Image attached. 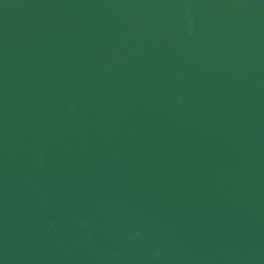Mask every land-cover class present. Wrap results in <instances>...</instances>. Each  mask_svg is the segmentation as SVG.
<instances>
[{
    "label": "water",
    "instance_id": "95a60500",
    "mask_svg": "<svg viewBox=\"0 0 264 264\" xmlns=\"http://www.w3.org/2000/svg\"><path fill=\"white\" fill-rule=\"evenodd\" d=\"M0 264H264V0H0Z\"/></svg>",
    "mask_w": 264,
    "mask_h": 264
}]
</instances>
